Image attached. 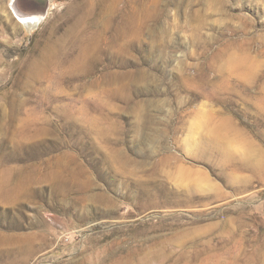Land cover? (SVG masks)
<instances>
[{
    "label": "rangeland",
    "instance_id": "rangeland-1",
    "mask_svg": "<svg viewBox=\"0 0 264 264\" xmlns=\"http://www.w3.org/2000/svg\"><path fill=\"white\" fill-rule=\"evenodd\" d=\"M0 264H264V0H0Z\"/></svg>",
    "mask_w": 264,
    "mask_h": 264
},
{
    "label": "bare ground",
    "instance_id": "bare-ground-1",
    "mask_svg": "<svg viewBox=\"0 0 264 264\" xmlns=\"http://www.w3.org/2000/svg\"><path fill=\"white\" fill-rule=\"evenodd\" d=\"M22 22L23 24L27 25V27L30 30H35L39 25V23L41 22V19L35 16V17H29L27 19H23Z\"/></svg>",
    "mask_w": 264,
    "mask_h": 264
}]
</instances>
